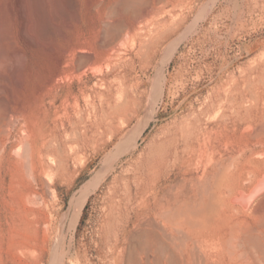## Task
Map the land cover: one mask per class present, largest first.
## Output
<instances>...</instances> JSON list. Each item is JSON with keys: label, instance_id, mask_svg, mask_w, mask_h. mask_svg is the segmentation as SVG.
Returning <instances> with one entry per match:
<instances>
[{"label": "rangeland", "instance_id": "obj_1", "mask_svg": "<svg viewBox=\"0 0 264 264\" xmlns=\"http://www.w3.org/2000/svg\"><path fill=\"white\" fill-rule=\"evenodd\" d=\"M120 1L0 0V264L264 263V0Z\"/></svg>", "mask_w": 264, "mask_h": 264}, {"label": "bare ground", "instance_id": "obj_2", "mask_svg": "<svg viewBox=\"0 0 264 264\" xmlns=\"http://www.w3.org/2000/svg\"><path fill=\"white\" fill-rule=\"evenodd\" d=\"M120 4L123 6V7H125L124 9H127V8H131V9H133V10H135V11H137V12H146V8L145 7H143V5L144 4H146L145 3V0H121L120 1ZM119 4V5H120ZM117 5V4H116ZM136 12V13H137ZM109 24V23H108ZM119 27V26H118ZM117 29V28H116ZM109 33V32H108ZM107 36V35H106ZM106 39V38H105ZM84 52V51H83ZM91 52L89 53V56L88 57H92L93 56V54H91ZM82 55H84V54H82ZM85 56V55H84ZM114 68V67H113ZM116 68V67H115ZM114 68V69H115ZM53 82V81H52ZM182 123V122H181ZM181 123H179V126L180 125H182ZM141 130V129H140ZM132 133V132H131ZM130 133V134H131ZM30 136H31V133H30ZM30 136L28 135L27 136V140H28V137L30 138ZM131 137V136H130ZM128 138V137H127ZM126 139V138H125ZM26 140V141H27ZM128 140H130V139H128ZM123 141H124V139H123ZM120 142V141H119ZM121 143H122V145H123V142L121 141ZM127 143V142H126ZM125 143V144H126ZM117 145H119V144H117ZM27 146H29L30 148V155H29V158H30V156H31V151H32V143H31V146L29 145V143H28V141H27ZM121 146V145H120ZM28 148V147H27ZM118 148H120L119 146H118ZM121 148H122V146H121ZM28 149V150H29ZM121 150V149H120ZM119 151V150H118ZM29 152V151H28ZM28 158V157H27ZM225 160V159H224ZM31 161V160H30ZM213 163V162H212ZM215 163V162H214ZM28 164H29V168L31 169V167H33V164L31 165V163L30 162H28ZM30 165H31V167H30ZM211 166H213V165H211ZM113 167V166H112ZM34 169V168H33ZM31 172H33V170L31 171ZM217 175V174H216ZM264 175V174H263ZM213 176V175H212ZM221 176V175H220ZM226 177V176H225ZM263 177V178H262ZM261 178L262 179H260V180H258V182L256 183V185L254 186V188H253V190H251V192L249 193V194H247V195H244V194H241V196L238 198L240 201H241V203H243V205L244 206H246V207H250L251 205H252V202H253V199L257 196V195H260V194H262V193H264V176H262ZM232 178V177H231ZM222 180H224V179H222ZM91 183V182H90ZM239 185V184H238ZM92 186H94V185H92ZM93 188V187H92ZM242 188V187H241ZM245 190V189H244ZM87 191H89V190H87ZM228 192V191H227ZM245 192V191H244ZM88 192H83V194L79 197V196H77V197H79L77 200H76V203H75V208H74V213L75 214H77V216H78V210H80V206L82 205V202H83V199H85L86 197H84L86 194H87ZM242 193V192H241ZM248 193V192H247ZM230 194H231V192H230ZM240 194V193H239ZM84 195V196H83ZM83 196V197H82ZM87 196V195H86ZM220 196V195H219ZM76 197V198H77ZM220 198V197H219ZM86 200V199H85ZM234 200V199H233ZM236 200V199H235ZM238 201V200H237ZM239 201V202H240ZM33 202V201H32ZM35 202V201H34ZM200 202V201H199ZM232 202V201H231ZM206 205H207V203H206ZM82 207V206H81ZM77 213H76V212ZM186 212V211H185ZM165 213H167V211L165 212ZM168 213H169V211H168ZM168 213H167V217H168ZM178 213V212H177ZM191 213H192V211H191ZM175 215V214H174ZM174 215H172V216H174ZM72 216V215H71ZM176 216V215H175ZM174 216V217H175ZM164 217H166V215L164 216ZM166 217V218H167ZM169 218V217H168ZM167 218V219H168ZM76 219H77V217H76ZM167 219H164V220H167ZM206 220H208V219H206ZM187 221H189V220H187ZM212 221V220H211ZM168 222H169V220H168ZM197 224V223H196ZM161 225V224H160ZM175 225H177V224H175ZM259 225H264V224H259ZM197 226H198V224H197ZM73 227V226H72ZM177 228V227H176ZM181 228V227H180ZM173 229H174V227H173ZM179 231H181L182 232V229L181 230H179ZM178 232V231H177ZM184 233V232H183ZM183 233L181 234V235H183ZM166 234V233H165ZM169 234V233H168ZM168 234H166L167 236H169ZM178 234V233H177ZM231 234V233H230ZM184 235H186L185 233H184ZM153 236V235H152ZM145 236H143V238H144ZM147 237V236H146ZM148 237H151V236H148ZM173 237V236H172ZM168 238V237H167ZM176 238V237H175ZM179 238V237H178ZM177 238V239H178ZM232 238V237H231ZM172 239V238H171ZM174 239V238H173ZM172 239V240H173ZM234 239H236V238H234ZM158 240V239H157ZM227 240V239H226ZM240 240V239H239ZM238 240V241H239ZM174 241V240H173ZM177 241V240H176ZM183 241V240H182ZM230 241V240H229ZM144 242V241H143ZM142 242V243H143ZM145 242H146V240H145ZM145 242H144V244H145ZM158 242V241H157ZM160 242V241H159ZM158 242V243H159ZM180 242V241H179ZM228 242V241H227ZM229 243V242H228ZM227 243V244H228ZM231 243V242H230ZM153 244V243H152ZM239 244V243H238ZM241 245H243V243L241 242L240 243ZM240 244L239 245H237V243L236 244H234V245H237V246H240ZM158 245H160V244H158ZM180 245L182 246L183 244L182 243H180ZM231 245V244H230ZM229 244H228V246H230ZM233 244H232V246H234ZM153 246V245H152ZM244 246V245H243ZM165 247V246H164ZM174 247V246H173ZM178 247V246H177ZM231 247V246H230ZM241 247V246H240ZM157 248V247H156ZM160 248V247H159ZM234 247H232V249H233ZM243 248V247H242ZM145 249H147V248H145ZM145 249H144V251H145ZM162 249H163V247H162ZM194 249V248H193ZM244 249V248H243ZM259 249V248H258ZM159 254H160V252H161V250H160V252H159V250L157 249L156 250ZM196 251V250H195ZM199 250H197V252H198ZM197 252H196V257H197ZM227 252H229V250L227 251ZM242 252V251H241ZM240 252V253H241ZM247 252V251H246ZM145 253V252H144ZM155 253V252H154ZM168 253V252H167ZM166 253V254H167ZM230 254V253H229ZM232 254H233V252H232ZM231 254V255H232ZM239 254V253H238ZM131 255V254H130ZM169 255H171V254H169ZM202 255V254H201ZM230 255V256H231ZM242 255V254H241ZM241 255H238L239 257L241 256ZM247 255V254H246ZM135 256V255H134ZM173 256V255H172ZM251 256V255H250ZM154 257H156V256H154ZM165 257V256H164ZM174 257V256H173ZM201 257V256H200ZM169 258V257H168ZM171 258V257H170ZM169 258V259H170ZM202 258V257H201ZM242 258H243V255H242ZM247 259H248V257H246ZM246 258H245V260H246ZM250 258V257H249ZM166 259V258H165ZM169 259H167V261L169 260ZM198 259V258H197ZM200 259V258H199ZM244 259V258H243ZM159 260V259H158ZM157 260V261H158ZM193 260H195V259H193ZM254 260V259H253ZM175 261V260H174ZM203 260H201V262H202ZM130 262V261H129ZM137 262V261H136ZM156 262V261H155ZM170 262V261H169ZM196 262L198 263V261L196 260ZM200 262V263H201ZM245 262V261H244ZM260 262V261H259ZM149 263V262H148ZM147 263V261H146V264H148ZM199 263V264H200ZM171 264V263H170ZM176 264V263H175ZM237 264V263H236ZM239 264V263H238ZM246 264V263H245ZM248 264H249V262H248ZM252 264V263H251ZM262 264H264V263H262Z\"/></svg>", "mask_w": 264, "mask_h": 264}]
</instances>
